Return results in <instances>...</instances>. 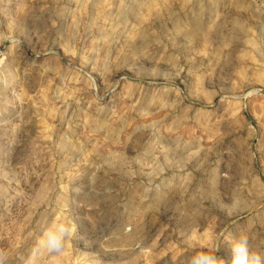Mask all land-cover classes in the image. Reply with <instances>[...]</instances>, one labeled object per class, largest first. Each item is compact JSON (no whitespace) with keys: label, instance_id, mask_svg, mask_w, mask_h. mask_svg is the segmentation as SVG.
Here are the masks:
<instances>
[{"label":"rangeland","instance_id":"obj_1","mask_svg":"<svg viewBox=\"0 0 264 264\" xmlns=\"http://www.w3.org/2000/svg\"><path fill=\"white\" fill-rule=\"evenodd\" d=\"M241 234L264 256V0H0L6 264H230Z\"/></svg>","mask_w":264,"mask_h":264},{"label":"clouds","instance_id":"obj_2","mask_svg":"<svg viewBox=\"0 0 264 264\" xmlns=\"http://www.w3.org/2000/svg\"><path fill=\"white\" fill-rule=\"evenodd\" d=\"M74 233V227L59 225L54 230L45 231L44 238L46 246L50 252L59 253L65 239L71 237ZM230 264H264V256L250 249L249 237L241 234L231 244ZM0 264H6V258L0 253ZM189 264H228L223 258L218 257L209 251H198L190 259Z\"/></svg>","mask_w":264,"mask_h":264}]
</instances>
